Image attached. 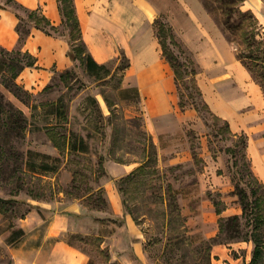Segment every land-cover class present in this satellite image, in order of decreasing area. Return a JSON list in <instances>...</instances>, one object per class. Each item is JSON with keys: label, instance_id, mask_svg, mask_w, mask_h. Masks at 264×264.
Returning a JSON list of instances; mask_svg holds the SVG:
<instances>
[{"label": "rangeland", "instance_id": "rangeland-1", "mask_svg": "<svg viewBox=\"0 0 264 264\" xmlns=\"http://www.w3.org/2000/svg\"><path fill=\"white\" fill-rule=\"evenodd\" d=\"M6 2L7 0H0V3ZM9 7L13 5L10 4ZM19 12L26 17L25 12ZM61 30L63 38L69 41L70 27L62 25ZM237 39L239 40L238 37ZM240 42L234 43L236 49L241 45ZM171 48L179 54L178 48ZM119 63L121 62L117 64L116 60H112L113 69ZM68 71L70 72L63 77V72L56 73L50 83L39 92L22 85L29 92L23 95V99L10 91L0 76V91L4 95V102L15 105L27 118L22 134H11L10 145L5 147V153L0 154V196L15 200L8 204L10 211L0 212V264H12V249L27 241L26 231L15 243H10L8 239L15 230L21 228V219H25L30 211L36 208L41 213L43 221L41 225H37V230L44 234L49 218L41 210L45 203L73 200H81L88 209L86 214L103 224L87 225L85 233H79L85 238L83 240L70 237L72 233L65 237L88 252L94 264H107L112 248L104 245L106 238L113 235L114 239L116 231V239L120 241L129 239L130 236L123 227L125 219L113 215L103 186V181L109 174L106 163L141 164L147 158L144 147L151 141L156 145L157 162L151 163L149 173L144 176L146 185L139 188L136 186L139 181L136 180L127 186L124 184V188L128 189L123 191L120 179L128 174L116 179L125 213L130 214L142 230L146 264H213V249L216 245H221L211 243V238L220 231L219 218L243 212L236 184L248 191L249 201L253 200L251 186L247 183L249 177L244 165L245 159L238 151L239 147L234 145L233 136L225 130L224 122L217 120L204 108L195 109L196 118L188 122L182 123L177 117L170 116L158 122L160 135L156 142L145 123L140 100L122 98L123 94H119L116 88L121 71L113 80L103 81L89 75L79 61H74V66ZM189 79L187 78L188 81ZM122 86L128 87L124 82ZM182 90L187 92L183 85ZM105 96L116 103L112 119V109ZM192 100L201 105V98L198 96L189 101ZM54 103L65 108V115L60 117L54 112L50 107ZM114 125L122 129L121 140L116 146L113 144ZM53 128L69 135L75 133L81 136L88 151H62L55 146L48 133ZM192 142L198 153L197 161L191 147ZM233 149L238 151L236 156L233 155ZM101 158L106 170L104 175L99 169ZM41 162H49L56 170L42 171L39 167ZM76 170L81 181L77 184L79 188L73 182V172ZM168 184L173 187L184 220L168 222L177 213H173L170 206ZM100 187L105 192L95 207L86 198ZM213 197L221 200L222 207L225 208L221 215L216 211ZM101 212L105 213L104 218L100 217ZM242 222L245 231L252 230L247 217L242 218ZM236 242L246 243H243L244 247L239 248V251H233V254L243 256L240 264H249L255 244L251 240L234 241L230 244ZM135 264L141 263L136 261Z\"/></svg>", "mask_w": 264, "mask_h": 264}, {"label": "crops", "instance_id": "crops-1", "mask_svg": "<svg viewBox=\"0 0 264 264\" xmlns=\"http://www.w3.org/2000/svg\"><path fill=\"white\" fill-rule=\"evenodd\" d=\"M29 9H40L55 25L63 15L58 0H17ZM83 37L92 56L99 63H107L124 53L130 60L124 85L137 87L148 130L158 141L157 124L170 116L188 122L196 118L195 109L181 110L175 72L163 56L155 21L162 17L171 24L177 38L191 52L199 69L198 84L212 112L229 122L234 134H246L247 153L253 171L264 183V89L237 56L230 42L205 8L202 0H75ZM244 10H252L264 32V0H244ZM19 18L10 8H0V47L16 50L20 47L17 31ZM33 54L36 67H26L17 82L34 92L41 91L56 73L70 70L74 61L68 55L69 42L32 27L23 47ZM14 101V100H13ZM140 163L107 162L108 176L103 181L112 206L113 215L125 219L124 229L129 239L120 241L116 235L107 237L110 246L109 262L146 264L143 233L130 214L125 213L116 179L132 172ZM211 177V176H210ZM241 212H242V208ZM48 214L44 234L37 230L43 217L34 208L20 227L28 239L13 248L12 264H88L90 254L66 240L69 233L84 232L87 225H100L81 200L47 202L41 208ZM101 218L105 213L101 212ZM36 241V242H34ZM246 242L216 245L213 264H240L243 256H235ZM136 258V259H135Z\"/></svg>", "mask_w": 264, "mask_h": 264}, {"label": "trees", "instance_id": "trees-1", "mask_svg": "<svg viewBox=\"0 0 264 264\" xmlns=\"http://www.w3.org/2000/svg\"><path fill=\"white\" fill-rule=\"evenodd\" d=\"M60 10L63 15V21L60 25H55L52 21L40 10V9H29L17 0H7L5 3H0V8L10 7L19 18L17 25V31L20 35V47L16 50H6L0 47V76L3 84L12 91L17 97L23 99L24 94H29V92L17 82V78L22 73V71L29 66H35L37 59L29 51L23 49L27 42V39L32 33V27L42 29L49 35L62 37L61 27L62 25H68L70 27V37L69 44L70 49L68 55L73 61H79L85 68L86 72L93 76L96 80H113L117 73L121 71V75L118 80V85L116 86L119 94H123L122 98L132 99L134 101L140 100V92L137 87H124L123 81L126 70L130 66L129 58L122 53L116 63L120 61V65H117L115 69L112 67V61L107 63H99L94 59L89 51L86 41L83 37V30L80 18L78 16L77 8L75 5V0H58ZM205 8L216 18V22L220 28L225 33L228 40L232 43L240 42V46L237 47V56L244 63V65L251 71L254 78L261 84L264 89V32L259 19L252 10H244L242 5L244 0H202ZM23 11L26 17L21 14ZM155 28L157 36L160 40L163 56L171 64L175 72L176 84L179 92V107L181 110H186L189 107H193L196 110L204 108L208 110L213 117L217 120L224 122V128L228 131L235 139L234 145L239 147L243 159H245L244 165L247 170L249 181L247 182L251 187V196L253 200L249 201V193L240 184H236V191L240 195L241 205L243 212L239 215L233 216H221L219 218L220 231L219 233L211 238V243L215 244H230L234 241H252L255 244L253 251V258L249 264H260L264 263V183L258 178V176L253 171L251 161L248 157L247 147H248V137L246 134H234L230 129L229 122L223 120L222 117L215 115L210 106L205 101L203 92L197 81V74L199 69L192 58L191 52H189L184 44L177 38L173 27L171 24L166 22L164 18L159 17L155 21ZM239 38V40L237 39ZM176 47L179 50L177 54L173 48ZM184 58V60H183ZM70 71H65L61 76H65ZM190 77V79H189ZM189 79V81L187 80ZM182 85L185 86L187 92L182 90ZM133 93L131 96L130 93ZM196 96L201 98V105L197 103L190 102V99H194ZM106 102L112 109V116L114 115V105L109 97L105 96ZM97 101V100H96ZM50 107L54 109V112L58 116L62 117L65 115V108L57 103L51 104ZM114 118L111 117L110 119ZM26 116L22 110L18 109L15 105L10 102H4V95L0 91V154L5 153L6 146L10 145L9 139L11 134H22L23 129L26 127ZM48 132L50 138L56 147L60 148L62 151L69 149L70 152L85 153L88 151V146L81 136H77L75 133L67 134L58 129H49ZM115 136L113 140L114 146L118 144L121 140L122 129L114 125ZM195 161H197L198 153L194 150L195 144H191ZM147 150V158L141 162V164L133 170L130 174L120 179L121 189L125 191L128 189L124 188L131 182H138L137 187H142L146 185V176L149 173V166L151 163L157 162V149L153 141L149 145H145L144 150ZM237 149H233V155L236 156L238 153ZM44 157H50L48 155H43ZM103 158L99 162V169L102 175L106 173L103 164ZM39 167L44 172H49L56 170L55 166L49 162H41ZM73 182L74 186L79 188L77 184L80 181L78 178L77 170L73 172ZM101 177V175H100ZM139 177L140 179H136ZM245 177V176H244ZM89 189V188H88ZM168 193L170 195V206H172V212L175 218L168 219V222H175L184 220L181 213L177 197L173 192V187L168 184ZM105 192L103 187H100L97 192H93L87 196L88 203L97 207L98 201L102 199ZM83 197V196H81ZM213 201L216 207V211L221 215L225 208L222 207L221 200L215 199ZM10 202H15L12 198L5 199L0 196V212L6 213L10 211ZM103 202V200H102ZM102 202H100L102 204ZM99 208V207H98ZM251 208V209H250ZM132 212V211H131ZM133 213V212H132ZM24 217V215L22 216ZM247 217V221L251 223L252 230L245 231L242 218ZM180 220V221H181ZM25 234V231L20 228L15 230L14 233L9 237L8 241L10 243H15L18 237ZM72 238H77L78 240L85 239L83 235L72 234ZM68 243L75 245L70 238H66ZM101 240V239H100ZM88 264H94L92 260ZM107 264H119L117 262H108Z\"/></svg>", "mask_w": 264, "mask_h": 264}]
</instances>
